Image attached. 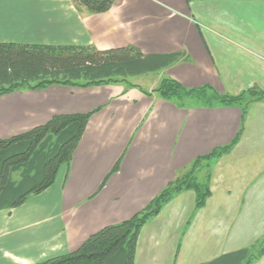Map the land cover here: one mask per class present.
<instances>
[{
	"label": "crops",
	"instance_id": "0c3cea01",
	"mask_svg": "<svg viewBox=\"0 0 264 264\" xmlns=\"http://www.w3.org/2000/svg\"><path fill=\"white\" fill-rule=\"evenodd\" d=\"M0 43L133 46L145 55H181L160 72L187 89L264 92V0H119L99 14L79 9L74 0H0ZM140 87L151 93L158 86ZM89 113L71 165L59 170L54 185L22 207L0 211V264H37L76 252L105 227L132 219L198 159L239 135L229 154L200 165L199 171L214 166L206 206L196 209L193 191L175 196L142 229L135 264H202L248 248L210 253L203 247L186 256L189 246L199 248L204 214L214 200V208L237 210L232 223L238 225L254 223L255 209L264 208V100L252 102L244 115L241 105L180 108L124 85H55L1 96L0 139L56 115ZM219 224L212 227L221 238Z\"/></svg>",
	"mask_w": 264,
	"mask_h": 264
},
{
	"label": "trees",
	"instance_id": "16d2710c",
	"mask_svg": "<svg viewBox=\"0 0 264 264\" xmlns=\"http://www.w3.org/2000/svg\"><path fill=\"white\" fill-rule=\"evenodd\" d=\"M119 0H74L89 14L108 12ZM181 55H145L129 46L99 50L94 46H44L0 43V97L14 92L43 90L50 86L90 88L124 85L148 96L158 94L180 108L241 105L245 115L264 92L253 88L237 96L219 95L210 87L187 89L178 81L164 78L151 93L133 82L179 62ZM250 97L247 101L245 98ZM97 112V111H96ZM94 113L56 115L48 123L21 135L0 139V211L22 207L32 196L51 188L63 167H69ZM240 135L229 146L198 159L179 175L144 210L132 219L110 225L92 235L76 252L37 264H135L138 241L146 224L159 216L175 196L193 191L196 209L206 206L211 187L198 179L200 165L229 154ZM116 164L108 180L121 167ZM264 257V240L248 248L226 253L202 264H254Z\"/></svg>",
	"mask_w": 264,
	"mask_h": 264
},
{
	"label": "rangeland",
	"instance_id": "374dc122",
	"mask_svg": "<svg viewBox=\"0 0 264 264\" xmlns=\"http://www.w3.org/2000/svg\"><path fill=\"white\" fill-rule=\"evenodd\" d=\"M163 78H164L163 72H158V73L148 74V75L139 77L137 79H134L133 82L141 85L142 87L146 89H150L152 87L159 86ZM249 98L250 97L246 96L245 101H247ZM212 169H214V166H211V167L204 166L202 170L199 171V173L197 174L199 181L202 182L203 184H206V183L208 184V182L211 179L210 172H212ZM209 186H210V183H209ZM214 204H215V200L212 202V204L210 205V207L204 214L206 217L205 224L207 223V226H206L204 237H201V240L199 241V245H200L199 248H198V245H195L192 243L193 246H189L190 248H189V251L186 253V256L189 254H192V255L195 254V252L198 249L202 250L203 247H206L205 250L209 251L210 253L214 251H218V249L226 252L227 250L230 251L231 248L236 245L251 247L255 244H258V242H262L264 240V208L259 209L260 207L259 206L257 207V209H255V212L256 211L258 212L256 213V219L254 223H250L249 225H245V224L238 225L236 223L235 224L232 223L234 212L237 211L236 209L231 210L230 208H227L225 206L214 208L215 206ZM193 209H194L193 206L189 208V211H190L189 213H192V216L194 212ZM243 210L246 212V209H243ZM195 213H197V211H195L194 214ZM258 213H259V216L261 214L262 217H259ZM257 219L259 220V222L256 223ZM230 222L232 223V225L230 224ZM190 223L191 225H193V220H191ZM218 223H220L219 224L220 226L222 223L223 233H222L221 238H220V235L214 236L213 234L214 230L212 226ZM160 228L161 227H159V229ZM169 250L170 248H167L166 252H168ZM168 256H171V254L165 255L164 258L166 257L168 258ZM203 258H205V256L204 257L201 256V259ZM143 264H147V263L144 262ZM254 264H264V262H262V259H260L256 261Z\"/></svg>",
	"mask_w": 264,
	"mask_h": 264
}]
</instances>
